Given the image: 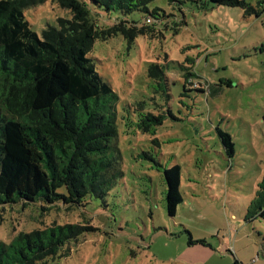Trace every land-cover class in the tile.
<instances>
[{
    "label": "rangeland",
    "instance_id": "obj_1",
    "mask_svg": "<svg viewBox=\"0 0 264 264\" xmlns=\"http://www.w3.org/2000/svg\"><path fill=\"white\" fill-rule=\"evenodd\" d=\"M149 7L165 15L153 32L134 41L122 34L96 39L89 53L117 95L124 177L104 199L88 195L81 209L1 207L0 240L22 227L83 222V212L99 230L44 264H264V12L249 16L210 0H153ZM91 10L100 26L119 16ZM24 13L40 36L58 18L72 17L55 0ZM147 17L134 11L128 19ZM151 63L168 73V102L148 75ZM187 68L194 84H186ZM137 102L157 113L156 102L172 116L155 134L143 133ZM217 126L232 134V154ZM174 165L183 202L170 216L164 168ZM190 234L210 247L189 245Z\"/></svg>",
    "mask_w": 264,
    "mask_h": 264
},
{
    "label": "trees",
    "instance_id": "obj_2",
    "mask_svg": "<svg viewBox=\"0 0 264 264\" xmlns=\"http://www.w3.org/2000/svg\"><path fill=\"white\" fill-rule=\"evenodd\" d=\"M46 1L0 0V208L81 209L88 204V195L104 199L124 177L117 95L89 53L96 39L122 34L134 41L153 32L165 17L158 7L150 9L153 0H55L72 17L58 18L57 25H47L40 36L24 11ZM210 1L239 6L249 16L264 12V0L256 6L247 0ZM92 8L119 16L100 26ZM134 11L149 17L144 22L130 21ZM148 75L168 102L170 81L165 68L151 63ZM194 76L187 68L186 84H194ZM143 104L137 102L141 111L137 127L153 135L172 111L156 102L155 107H161L157 113L146 111ZM216 129L232 154V134ZM164 178L167 211L175 216L183 202L180 167L164 168ZM79 214L83 222L22 227L9 241L0 240V264H44L68 256L86 232L99 230L83 212ZM259 216L264 219V205ZM2 220L0 216V224ZM196 244L210 247L190 234L189 245Z\"/></svg>",
    "mask_w": 264,
    "mask_h": 264
}]
</instances>
